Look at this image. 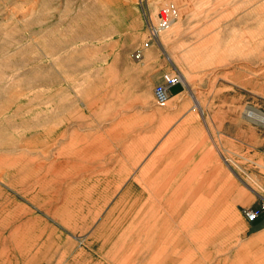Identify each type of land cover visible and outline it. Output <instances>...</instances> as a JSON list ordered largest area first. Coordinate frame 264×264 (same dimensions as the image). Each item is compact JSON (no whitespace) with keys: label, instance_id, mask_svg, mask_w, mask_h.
<instances>
[{"label":"rangeland","instance_id":"obj_1","mask_svg":"<svg viewBox=\"0 0 264 264\" xmlns=\"http://www.w3.org/2000/svg\"><path fill=\"white\" fill-rule=\"evenodd\" d=\"M262 201L264 0H0V264H264Z\"/></svg>","mask_w":264,"mask_h":264},{"label":"built area","instance_id":"obj_2","mask_svg":"<svg viewBox=\"0 0 264 264\" xmlns=\"http://www.w3.org/2000/svg\"><path fill=\"white\" fill-rule=\"evenodd\" d=\"M179 18V9L173 4H167L162 6L157 15L156 21H149L147 24V36L148 42L145 43V47H148L150 43L157 42L161 34L166 31L172 24H174ZM142 48L134 51L131 55L134 59L140 60L143 58ZM182 83L179 72L167 73L163 76L162 81L152 89V100L157 107L167 108L170 101V88ZM243 215L246 221L252 223L259 221L260 218H264V201L261 205L250 209H244Z\"/></svg>","mask_w":264,"mask_h":264},{"label":"crops","instance_id":"obj_3","mask_svg":"<svg viewBox=\"0 0 264 264\" xmlns=\"http://www.w3.org/2000/svg\"><path fill=\"white\" fill-rule=\"evenodd\" d=\"M159 51L160 50H158V49L156 50V49H152L151 47H149L148 49H144V51L142 53L143 54V58H142L143 63L141 65V67L148 70V72H149L148 77H149L150 83L152 85L161 82L163 73L166 72L168 69V62H165L164 60H162V56H160V54H158ZM146 57H155L157 60L155 61V63H145L144 58H146ZM142 60H140V61H142ZM182 88H183L182 85H176V86H173L172 88H170L171 99L183 98L184 91ZM173 114H175V113H173ZM198 115H199L198 110L194 106L191 109H189L187 111V113L185 114V116L188 118H189V116H191L192 120H194L195 116H197V118H199Z\"/></svg>","mask_w":264,"mask_h":264},{"label":"bare ground","instance_id":"obj_4","mask_svg":"<svg viewBox=\"0 0 264 264\" xmlns=\"http://www.w3.org/2000/svg\"><path fill=\"white\" fill-rule=\"evenodd\" d=\"M179 15H180V13H179ZM142 52H143V50H142ZM204 189V188H203ZM197 194H199V197L201 196L200 195V193L198 192ZM199 204L201 203H203V199L202 198H199ZM193 205H195V202L194 203H192ZM247 209H250V208H247ZM200 211V210H199ZM211 211V210H210ZM210 214V213H209ZM155 214L153 213V216H154ZM210 216L208 215V218H209ZM156 219V218H155ZM157 221V220H156ZM255 222H257V221H255ZM154 223V222H153ZM252 223H254V222H252ZM153 226V225H152Z\"/></svg>","mask_w":264,"mask_h":264}]
</instances>
